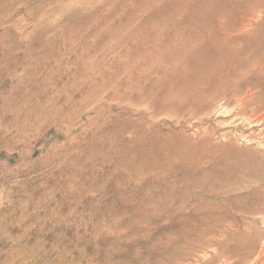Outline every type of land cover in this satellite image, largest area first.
Instances as JSON below:
<instances>
[{
  "label": "rangeland",
  "instance_id": "rangeland-1",
  "mask_svg": "<svg viewBox=\"0 0 264 264\" xmlns=\"http://www.w3.org/2000/svg\"><path fill=\"white\" fill-rule=\"evenodd\" d=\"M263 5L0 0V264H225L214 182L264 188Z\"/></svg>",
  "mask_w": 264,
  "mask_h": 264
},
{
  "label": "bare ground",
  "instance_id": "bare-ground-1",
  "mask_svg": "<svg viewBox=\"0 0 264 264\" xmlns=\"http://www.w3.org/2000/svg\"><path fill=\"white\" fill-rule=\"evenodd\" d=\"M259 6L260 5H258L257 8ZM251 11L252 12H254V11L257 12L258 10L256 11L255 9H253V10L250 9V11L248 13H250ZM247 26L249 27V25H247ZM246 27H245V30H246ZM240 29L244 30L243 27L240 28ZM249 29H251V28H249ZM257 33H259V30H258ZM262 35H264V34H261V36ZM252 42H253V40H252ZM254 42H257V40H255ZM258 42H259V39H258ZM256 45H257V43H256ZM183 60H185L184 63L187 62L185 57H184ZM241 60H242V58H241ZM243 60H244V58H243ZM245 61H238L239 63L237 65L234 64V65H236L234 71L238 72L239 69L241 68V66L246 64ZM197 62L199 63V65H202L201 64L202 61L201 62L197 61ZM250 62L252 63V61H250ZM191 63H194V62H191ZM198 63H195V66H194V64H192L194 67L190 66L191 68H185L186 71H182V72L184 74L189 72V74L191 73V75L192 74L195 75V74H201V73H203V71H206L205 66H204V68H200L199 69ZM251 63L248 62L247 64H251ZM254 63H256V62H254ZM254 63H252V64H254ZM242 68H244V67H242ZM210 69L209 70L207 69L208 72L211 71ZM214 70H212L213 73H214ZM190 86H198V84L195 81H193L190 84ZM172 92H173V90H172ZM228 182H229L228 180H227L226 183H221L220 181H215L214 184H213V187H212V194H211V197H210L211 203H212V208H213V219H212V224H211V227H210V233L212 234L211 245L213 246L214 251L216 253L215 254V256H216L215 260L218 261V260L222 259L225 264H246V263H250V264H264V239L262 240L260 232L256 229V226L254 225V223L245 222L247 219H250V218L251 219H255L258 216H263L264 217V188L263 187H257V188L254 187L250 191L242 192V193L238 194V193H233L234 189L231 188V186H230V184ZM231 201H234V202L240 204V206H239V209H240V211H239L240 212V221H241V223H243L244 226L241 225L240 221H238L236 219L235 220H230L229 219V221H227L228 219L223 214L222 207L225 206L227 203H229ZM253 217H255V218H253Z\"/></svg>",
  "mask_w": 264,
  "mask_h": 264
}]
</instances>
